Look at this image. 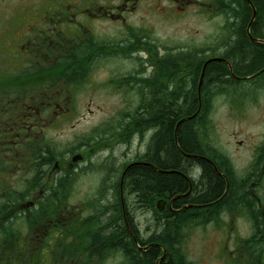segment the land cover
<instances>
[{"label": "flooded vegetation", "instance_id": "obj_1", "mask_svg": "<svg viewBox=\"0 0 264 264\" xmlns=\"http://www.w3.org/2000/svg\"><path fill=\"white\" fill-rule=\"evenodd\" d=\"M17 1L23 6L11 15L26 9V28L19 34L17 46H8L12 48L10 59L16 63L12 67L2 61L0 68L5 77L0 82V208L7 204L12 214L5 226L10 236H4L0 226V264H104L114 258L128 264L124 250L116 246L96 251L94 237L119 228L115 236L120 242L133 241L141 254L149 250L152 242L148 238L157 233L155 221L148 220L145 234L138 216L150 211L135 208L133 197H128L126 177L135 164L149 165L144 158L157 130L143 128L145 108L159 99L171 101L182 88L181 79H188L189 86V64L178 63L183 71L173 69L179 78L170 85L167 79L159 78L164 89L150 86L158 80L162 66L180 58L190 59L195 53L204 62L203 68L210 60L228 66L232 81L241 83L231 96L239 100L264 97V64L241 76L227 58L236 43V32L243 27L259 52H264V22L259 25L263 37L253 31L261 14L253 0ZM187 16L211 25V43L160 38L154 28L144 24L149 18L179 20ZM101 24L109 30L103 37L97 34ZM199 81L201 100L204 92ZM99 91H104L107 99L122 101L120 109L92 132L62 144L63 131H59L84 118H78L81 113L76 101L83 95L95 99ZM120 146L129 153L118 161L110 150ZM262 146L264 140L255 147L252 165ZM206 157V162L217 165ZM258 188H264V182ZM19 196L25 201L19 203ZM75 196L85 199L62 204L63 197L69 201ZM117 196L120 216L110 209V200ZM256 198L264 217L257 193ZM162 199L166 201L162 210L173 211L175 202L169 197ZM213 205L210 202L201 207ZM224 215L243 217L253 229L246 250L239 242L236 259L242 255L244 264H251L256 253L261 257L256 246L264 242V236L256 237L259 234L253 218L246 211L224 213L217 223ZM140 241L148 245L141 246Z\"/></svg>", "mask_w": 264, "mask_h": 264}, {"label": "trees", "instance_id": "obj_2", "mask_svg": "<svg viewBox=\"0 0 264 264\" xmlns=\"http://www.w3.org/2000/svg\"><path fill=\"white\" fill-rule=\"evenodd\" d=\"M253 1L261 14V18L253 24V31L255 36L259 34L258 37H263L259 25L264 22V0ZM235 39L236 43L233 42L227 58L233 62L236 74L248 76L264 64V52H259L258 46L245 34L244 27L236 32ZM180 62L189 64L192 73L189 86L188 79L184 80L185 86L181 79L182 88L174 94L171 101L159 99L145 108L146 119L143 128L157 130L149 148V155L144 158L149 161V165L135 164L126 177L127 189L131 194L128 197H133L135 208L148 210L155 216L157 233L148 238L149 242H152L151 246L146 253L141 254L138 245L133 241L122 243L118 240L115 235L119 234V228L116 231L105 230L94 237L93 248L96 251L103 247L116 246L124 250L128 264H192L184 253L185 230L195 225L219 224L217 222H220L224 213L246 211L253 218L259 234L256 237L264 236L263 210L258 206L255 192L261 182H264V146L260 148L259 158L253 163L250 172L245 177H239L229 158L211 146L206 136L210 112L212 113V97L225 95L235 99L231 93L235 92L241 83L232 81L226 64L210 60L201 80L204 96L199 100L197 89L204 62L197 58V54L192 53L190 59L180 58L178 62L174 60L162 66L158 80L150 87L161 90L165 87L159 78L167 79L169 85L173 79L179 78V75L172 71L179 69ZM181 71L183 70L179 69L178 73ZM206 156L217 165L213 167L206 162ZM226 181L229 186L228 193L224 195ZM177 196L182 197L173 201ZM166 197L175 202V205L173 211L167 209L161 213L155 203ZM18 199L19 203L25 201L23 196ZM114 199L110 202V209L116 216H120V198L117 196ZM210 202H214V205L201 207ZM66 203L67 199L63 197L62 204ZM7 208V204L0 208V226H3L4 236H10L5 226L12 214ZM116 221H119L118 218ZM10 224L14 225L13 222ZM21 224L20 221L19 225ZM126 236L131 239L129 234ZM140 243L141 246L148 245L142 241ZM241 247L246 250L248 241L241 244Z\"/></svg>", "mask_w": 264, "mask_h": 264}, {"label": "rangeland", "instance_id": "obj_3", "mask_svg": "<svg viewBox=\"0 0 264 264\" xmlns=\"http://www.w3.org/2000/svg\"><path fill=\"white\" fill-rule=\"evenodd\" d=\"M8 2L0 0V68L3 65L2 61L5 66L13 67L12 64L16 63L10 59L12 48L8 46H17L20 42L19 34L26 28V9L23 11L19 9L11 15L14 10L23 6V3L17 0H8ZM144 22L146 26L154 28L156 35L160 38L181 41L189 39L195 44L212 42V27L201 18L192 16L179 20L160 18L152 20L149 18ZM185 29L186 32H184ZM108 32L105 24H101L97 29L99 37H103ZM112 33L114 30L111 31ZM174 42L178 43V41ZM4 78L0 71V82ZM90 98L88 95H83L76 101L77 108L81 113L78 118H84L79 122L67 124L59 131L60 133L63 131L59 140L62 144L70 142L80 134L92 132L107 116L115 114L123 103L120 100L107 99L104 91H99L95 99L90 100ZM239 105H235L227 97L217 99L216 96L212 97V113L210 112L206 136L211 146L215 145L221 148L230 157L238 175L244 176L250 172L255 147L264 140V97L258 96L255 100H245ZM88 111H92V113ZM110 152L115 155L118 161L126 159V153H129L123 146L114 147ZM258 194L264 196V190L259 189ZM82 199L85 197H71L70 203L76 204ZM262 200L264 204V197ZM112 201L110 200V202ZM154 217L152 212L138 216L144 233L148 220L155 221ZM223 220L219 225L212 223L203 226L195 225L185 230L184 253L192 264H244L242 255L236 259L238 245L240 244L239 240L248 239L253 235L251 223L243 217L231 218L226 215ZM256 247L263 255L260 257L259 253H256L251 264H264V242ZM250 261L249 259L248 262ZM120 263V258H114L104 264Z\"/></svg>", "mask_w": 264, "mask_h": 264}, {"label": "water", "instance_id": "obj_4", "mask_svg": "<svg viewBox=\"0 0 264 264\" xmlns=\"http://www.w3.org/2000/svg\"><path fill=\"white\" fill-rule=\"evenodd\" d=\"M204 76V73H203V75H202V77Z\"/></svg>", "mask_w": 264, "mask_h": 264}]
</instances>
